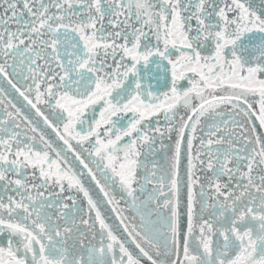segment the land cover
<instances>
[{"label": "snow or ice", "instance_id": "obj_1", "mask_svg": "<svg viewBox=\"0 0 264 264\" xmlns=\"http://www.w3.org/2000/svg\"><path fill=\"white\" fill-rule=\"evenodd\" d=\"M0 264H264V0H0Z\"/></svg>", "mask_w": 264, "mask_h": 264}]
</instances>
